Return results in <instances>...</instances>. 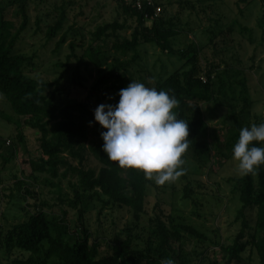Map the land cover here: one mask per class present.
I'll use <instances>...</instances> for the list:
<instances>
[{
	"label": "rangeland",
	"instance_id": "obj_1",
	"mask_svg": "<svg viewBox=\"0 0 264 264\" xmlns=\"http://www.w3.org/2000/svg\"><path fill=\"white\" fill-rule=\"evenodd\" d=\"M121 1L25 0L29 22L15 51L35 57L33 76L50 83L60 79L61 85L67 88L63 98L70 92L73 100L83 103L94 112L100 104L109 103L111 92L105 86L98 91V97L90 96L97 72L87 59L88 69L80 70L82 88L74 90L71 86L76 60L67 59L71 53L69 43L74 39L78 42L79 36L70 34L65 43L58 45L60 36L48 40L46 31L64 13L67 18L64 31L73 26L86 34L104 24L117 22L123 27L117 36L128 37L134 22L123 13ZM20 2L0 0V6L11 4L6 10L9 18V13ZM156 5L157 15L172 22V28L178 32L177 36L171 38L173 49L178 52L185 51L189 46L197 49L200 64L208 63L211 70L212 88L222 86V95L217 100L200 104L190 115L192 127L199 129L198 143L206 145L207 149L198 150L197 155L190 149L186 151L182 157L185 161V174L175 182L157 185L154 180H150L146 212L140 215L139 221L133 219L128 208L118 206L103 196L89 198L92 194H87V200L81 207L84 210L83 216L80 218L79 212L71 210L64 201L74 197L69 181H75L69 177L52 179L45 174L32 172L30 161L41 157L38 134L22 126L24 142L18 141L17 127L2 119L1 115L10 116L14 121L19 120L21 124L28 118L18 119L0 94L2 229L26 216L23 211L24 201L16 190L17 181H23L41 194V198L51 207L49 213L55 218H61L62 210L67 212L64 226L68 229V236L76 239L81 235L82 226L89 229V243L98 245L99 254H103L110 244L123 242L128 236L134 239L139 250H144L143 242L149 235L148 219L157 207L167 222L190 226L206 237L202 247L195 239L184 236L180 249L177 248L178 244L173 246L174 259L181 253L190 264L221 261L219 245L231 243L238 231L234 219L240 202L235 181L242 175L237 172L236 163L227 149L220 123L229 110H240L242 105L238 97L245 88L252 101L248 122L252 123L254 117L264 115V0H156ZM88 38L87 35L86 45ZM113 40L110 38L105 43L99 41L93 44V48H100L98 59L104 71L115 60L126 62L133 56L132 53L121 56L110 51L109 46ZM75 55L82 56V50L76 48ZM182 69L183 61L178 56L163 52L150 43L138 47L137 57L121 73L128 79V84L140 82L153 87L156 81ZM97 126L95 123L90 126L89 123L86 146L93 139V131ZM84 164L89 168H98L89 152ZM13 257L0 249V264H21L15 262ZM252 264H259L255 253H252Z\"/></svg>",
	"mask_w": 264,
	"mask_h": 264
},
{
	"label": "trees",
	"instance_id": "obj_2",
	"mask_svg": "<svg viewBox=\"0 0 264 264\" xmlns=\"http://www.w3.org/2000/svg\"><path fill=\"white\" fill-rule=\"evenodd\" d=\"M121 3L123 13L134 22L128 37L117 36V32L123 29L117 22L104 24L86 34L73 26L64 31L67 19L64 13L47 28L48 40L60 36L58 45L65 43L70 34L80 38L78 42L74 39L69 43L71 53L67 59L76 60L71 86L74 90L82 88L80 70L88 69L87 59L97 72L90 96L98 97V91L107 86V91L111 92L109 103H118L117 93L127 87L129 82L121 71L135 60L141 44H154L161 51L178 56L183 61V69L156 81L153 87L158 91L169 92L179 100V108L175 111L178 118L189 122L188 149L195 154L198 150H206V145L198 143L199 129L192 127L190 115L200 104L217 100L222 95V86L212 88L211 70L208 63L200 64L201 58L197 49L193 46L183 52L173 49L171 38L177 36L178 32L172 28V22L164 20L160 15L154 16V7L138 11L126 5L123 0ZM9 7L11 4L0 6V94L18 119L28 120L21 124L10 116L1 117L17 127V139L20 143L24 142L22 126H27L38 134L37 143L41 157L30 161L32 172L45 174L52 179L69 177L74 180V183L69 181L74 197L64 201L71 210L79 212L80 218L83 216L84 210L81 207L87 200L86 196L92 194L88 197L103 196L118 206L128 208L133 219L139 221L140 215L146 212L150 180L139 171L120 169L107 159L102 151L103 130L99 125L93 131L90 144L85 145L94 112L83 103L73 100L70 92L63 98L67 88L61 85L60 79L50 83L33 76L35 57L15 51L29 22L25 0L16 5L8 18L6 10ZM87 35L89 38L86 45ZM110 38H114L109 46L110 51L121 56L132 53L133 56L126 62L115 60L104 71L98 59L100 48H93V44L99 41L105 43ZM76 48L82 50V56L75 55ZM238 98L242 105L240 110H229L220 123L231 156L239 130L252 124L264 123V115L254 117L252 123L248 122L252 101L246 88L240 91ZM87 152L98 164L97 169L85 166ZM16 190L24 201L23 211L26 216L23 220H14L3 229L0 227V249L6 255L14 256L17 263L163 264L171 259L175 264H190L181 253L177 259L172 257L173 246L178 244L177 248L180 249L184 236L195 239L202 247L206 241L203 233L190 226L167 222L166 217L161 216L162 211L156 207L153 216L148 219L149 235L143 242L144 250H139L134 239L128 236L123 242L110 244L103 254H99L98 245L89 243L90 233L86 227L82 226L81 235L76 239L66 234L68 229L64 222L68 214L65 210H62L61 218L57 219L49 213L51 207L33 186L17 181ZM58 190L60 191L59 187ZM235 190L238 191L240 202L234 219L235 224H238V231L231 243L219 245L221 261H211L209 264H252V253H255L259 264H264V166L254 174L242 175L236 179Z\"/></svg>",
	"mask_w": 264,
	"mask_h": 264
},
{
	"label": "clouds",
	"instance_id": "obj_3",
	"mask_svg": "<svg viewBox=\"0 0 264 264\" xmlns=\"http://www.w3.org/2000/svg\"><path fill=\"white\" fill-rule=\"evenodd\" d=\"M117 95L118 103L100 104L90 122L105 130L103 153L116 167L139 171L157 185L175 182L185 174L182 157L190 146L189 122L175 111L179 100L140 82H130ZM232 156L240 175L264 166V123L239 130ZM163 264L175 262L168 259Z\"/></svg>",
	"mask_w": 264,
	"mask_h": 264
},
{
	"label": "built area",
	"instance_id": "obj_4",
	"mask_svg": "<svg viewBox=\"0 0 264 264\" xmlns=\"http://www.w3.org/2000/svg\"><path fill=\"white\" fill-rule=\"evenodd\" d=\"M123 2L138 11H146L148 7H154V16L157 15L156 0H123ZM145 18L148 19L147 15H145Z\"/></svg>",
	"mask_w": 264,
	"mask_h": 264
}]
</instances>
